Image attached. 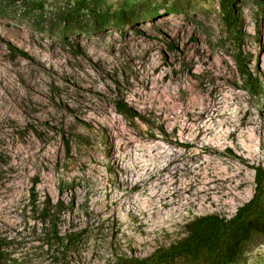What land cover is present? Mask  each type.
<instances>
[{"label": "rangeland", "instance_id": "1", "mask_svg": "<svg viewBox=\"0 0 264 264\" xmlns=\"http://www.w3.org/2000/svg\"><path fill=\"white\" fill-rule=\"evenodd\" d=\"M256 191L264 0H0V264H202L162 253Z\"/></svg>", "mask_w": 264, "mask_h": 264}, {"label": "trees", "instance_id": "2", "mask_svg": "<svg viewBox=\"0 0 264 264\" xmlns=\"http://www.w3.org/2000/svg\"><path fill=\"white\" fill-rule=\"evenodd\" d=\"M232 17V16H231ZM233 18V17H232ZM230 24H233L230 20ZM235 36L241 38L236 32ZM241 53L236 57L238 70L245 81H253L251 70L244 71L239 62ZM257 191L247 204L236 214L226 219L216 214L196 216L186 226V234L164 249L162 259L166 262L177 258H188L190 261L202 264H232L241 252L243 245L254 233L264 232V216L255 214ZM60 203H55L54 208Z\"/></svg>", "mask_w": 264, "mask_h": 264}]
</instances>
